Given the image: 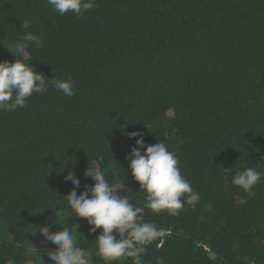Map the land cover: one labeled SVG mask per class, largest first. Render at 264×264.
<instances>
[{"label": "trees", "instance_id": "16d2710c", "mask_svg": "<svg viewBox=\"0 0 264 264\" xmlns=\"http://www.w3.org/2000/svg\"><path fill=\"white\" fill-rule=\"evenodd\" d=\"M24 19L43 44L26 62L46 79L71 77L75 94L49 85L0 110V264H51L56 246L41 225L77 223L80 246L94 247L102 230L72 214L65 177L80 180L78 194L90 189L84 173L99 157L106 179L142 206L126 159L132 132L174 152L200 195L175 216L146 210L163 235L145 264H264V178L250 191L232 184L246 167L264 172V0H95L80 16L47 0H0V62L20 59L10 50Z\"/></svg>", "mask_w": 264, "mask_h": 264}, {"label": "clouds", "instance_id": "9594fccd", "mask_svg": "<svg viewBox=\"0 0 264 264\" xmlns=\"http://www.w3.org/2000/svg\"><path fill=\"white\" fill-rule=\"evenodd\" d=\"M53 11L60 15L74 13L77 16L91 10L95 0H47ZM25 30L21 39L15 44V51L10 50L20 59L14 62H0V110L23 108L26 99L34 93L44 95L51 85L65 96L74 93V81L68 79H46L35 67L26 62L32 46L42 47L40 36L27 31L32 27L28 19L22 21ZM9 50V49H8ZM136 141L135 147L126 157L130 161L129 168L132 179L138 183L140 192L145 193V202L138 206L131 202L125 194L126 185L110 182L106 179L103 168V157L97 158L85 170V179L94 183L78 194L80 180L72 171L65 177L73 184L71 192L64 198L67 206L78 219H85L90 232L102 230L94 240V247L80 246L83 236L77 230L68 227L52 231V225H41L38 233L45 244L56 246L48 250L47 256L51 264H95L99 257L104 264H114L121 259L131 258V264H145L146 247L163 235L157 226L145 220L146 210L153 214L167 211L170 215H178L185 203L193 205L199 201L200 195L194 191L189 181L181 175L176 154L163 142L145 145L144 138L137 132L127 134ZM264 178V172L256 167H246L232 177V184L244 191H250ZM76 220V221H77ZM84 239V238H83ZM86 240V239H84ZM156 264H163L156 258Z\"/></svg>", "mask_w": 264, "mask_h": 264}]
</instances>
